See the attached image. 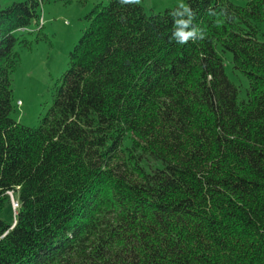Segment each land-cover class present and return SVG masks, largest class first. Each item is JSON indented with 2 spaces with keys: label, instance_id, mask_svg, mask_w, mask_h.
<instances>
[{
  "label": "trees",
  "instance_id": "1",
  "mask_svg": "<svg viewBox=\"0 0 264 264\" xmlns=\"http://www.w3.org/2000/svg\"><path fill=\"white\" fill-rule=\"evenodd\" d=\"M42 1L0 4V264H264V0H184L191 20L95 3L27 126L15 33L42 28Z\"/></svg>",
  "mask_w": 264,
  "mask_h": 264
},
{
  "label": "rangeland",
  "instance_id": "2",
  "mask_svg": "<svg viewBox=\"0 0 264 264\" xmlns=\"http://www.w3.org/2000/svg\"><path fill=\"white\" fill-rule=\"evenodd\" d=\"M14 1L0 0L1 6ZM108 0H44L41 3L39 24H33L28 31L16 36L31 40L29 47L17 44L15 50L19 53V61L12 75L13 108L11 117L27 126H37L50 106L58 78L68 66V53L88 25L85 15L97 2ZM242 5L243 0H232ZM144 12H163L174 6L185 5L184 0H140ZM184 9V8H183ZM42 37L33 41L35 37ZM223 54L225 75L238 88V101L246 99L247 78L235 70L230 60L232 54ZM12 203V202H11ZM13 207V205H12ZM10 206L4 211L3 218L12 219Z\"/></svg>",
  "mask_w": 264,
  "mask_h": 264
},
{
  "label": "clouds",
  "instance_id": "3",
  "mask_svg": "<svg viewBox=\"0 0 264 264\" xmlns=\"http://www.w3.org/2000/svg\"><path fill=\"white\" fill-rule=\"evenodd\" d=\"M121 4H139L140 0H120ZM181 7H183L185 9L186 12H189V17L191 20V17L193 16V13L191 11H189V8L181 5ZM194 37H198V39L194 38ZM205 38V33L202 30L197 31V30H193V31H174L173 33V37L172 39L176 40L177 43H181V44H186L188 43L189 40H192L193 43H195L197 40H202Z\"/></svg>",
  "mask_w": 264,
  "mask_h": 264
},
{
  "label": "built area",
  "instance_id": "4",
  "mask_svg": "<svg viewBox=\"0 0 264 264\" xmlns=\"http://www.w3.org/2000/svg\"><path fill=\"white\" fill-rule=\"evenodd\" d=\"M25 29H26V28H20V29H18V30H20V31H25ZM14 201H15V200L13 199V197H11L10 202H12L13 208L15 209V208H17L18 204H17V202H14Z\"/></svg>",
  "mask_w": 264,
  "mask_h": 264
}]
</instances>
